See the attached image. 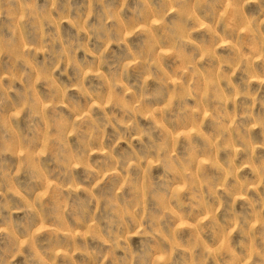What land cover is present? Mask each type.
I'll return each mask as SVG.
<instances>
[{"label":"rangeland","instance_id":"rangeland-1","mask_svg":"<svg viewBox=\"0 0 264 264\" xmlns=\"http://www.w3.org/2000/svg\"><path fill=\"white\" fill-rule=\"evenodd\" d=\"M0 264H264V0H0Z\"/></svg>","mask_w":264,"mask_h":264}]
</instances>
